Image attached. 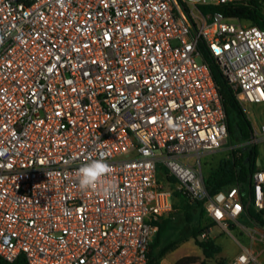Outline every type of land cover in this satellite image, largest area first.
Here are the masks:
<instances>
[{
  "label": "built area",
  "instance_id": "1",
  "mask_svg": "<svg viewBox=\"0 0 264 264\" xmlns=\"http://www.w3.org/2000/svg\"><path fill=\"white\" fill-rule=\"evenodd\" d=\"M243 1L0 0V261L148 264L175 192L230 231L244 197L206 187L229 129L199 43L243 106L264 103V28L200 6ZM92 160L108 172L81 190ZM252 184L264 210V169ZM259 229L226 264H264Z\"/></svg>",
  "mask_w": 264,
  "mask_h": 264
},
{
  "label": "trees",
  "instance_id": "2",
  "mask_svg": "<svg viewBox=\"0 0 264 264\" xmlns=\"http://www.w3.org/2000/svg\"><path fill=\"white\" fill-rule=\"evenodd\" d=\"M261 2L259 0H249L243 2H229L223 4H209L201 5L200 9L203 13L222 12L227 17L239 18L247 21L250 24H256L264 28V12L262 10ZM202 55L206 62L209 63L213 72L214 78L218 84L221 94L222 102L228 116L229 135L239 143H246L241 147L235 148L230 155L223 157L212 168L209 175L205 178L206 187L210 194L214 195L217 192L238 185L244 197V215L252 219L258 226L264 227V210H258L253 203L254 200V186L252 184V176L258 170V145L252 142L254 127L253 123L244 109L243 104L237 97L229 79L223 73L218 61L212 56L210 51L206 48L204 42L199 43ZM174 182V178L170 177ZM173 205L175 215L180 217L183 221L191 223L194 220L193 211L201 209V214L207 215L202 202H190L178 192L174 193ZM208 216V215H207ZM175 216L170 219L161 220L158 222L159 230L155 239L149 247V261L148 264H160L161 260L167 253L177 248L179 242L194 237L196 243L201 247L206 258H213L222 252V246L216 242L215 239L199 236L204 233V229L195 227L193 230L183 233L175 239L166 243L162 242V234L168 229V225L174 221ZM213 222L212 218L208 216ZM210 228V225L205 227ZM195 260L190 257L181 258L176 264H192ZM4 264H28L26 257L20 255L13 263ZM200 264H207L205 261Z\"/></svg>",
  "mask_w": 264,
  "mask_h": 264
},
{
  "label": "rangeland",
  "instance_id": "3",
  "mask_svg": "<svg viewBox=\"0 0 264 264\" xmlns=\"http://www.w3.org/2000/svg\"><path fill=\"white\" fill-rule=\"evenodd\" d=\"M261 6L264 12V2L261 4ZM245 23L250 24L247 21H245ZM244 109L247 111L253 125L260 126L262 123H264V103H244ZM244 144L246 143H239L229 135L228 140L222 149L207 155V157L202 160L205 178L220 159L230 155V153L235 148L241 147ZM258 144L261 146V143L258 142ZM159 177L160 179L164 180L165 185H168L169 181L167 182L164 175L161 174ZM255 224L256 223L250 221L248 218L240 216L236 221H234L233 225L230 226V231H226L218 223L209 219L207 215L201 214V209L199 208V210L194 212L193 222L187 223L181 220V222L178 223V228H180L179 231L174 229L173 231L167 233V235L164 236L165 238H161L162 242L166 243L199 226L200 228L204 229V233L201 235L213 238L218 244L222 245V252L213 258H206L201 247L196 243L195 238L190 237L187 240L179 242L177 248L167 254L165 264H175L173 262L174 260H180L184 257H190L195 260V262L192 264H200L203 261H205L207 264H226L233 256L238 253L240 243H248L249 238L244 234L246 227L248 230L250 228L259 229L255 226ZM207 225H210L209 229L205 228ZM243 225L246 227L243 228ZM255 242L257 248L264 245V241L262 240L257 239Z\"/></svg>",
  "mask_w": 264,
  "mask_h": 264
},
{
  "label": "clouds",
  "instance_id": "4",
  "mask_svg": "<svg viewBox=\"0 0 264 264\" xmlns=\"http://www.w3.org/2000/svg\"><path fill=\"white\" fill-rule=\"evenodd\" d=\"M108 172V165L103 160H92L85 163L78 170V181L81 190L94 188L97 181ZM110 185L105 186V191L110 189Z\"/></svg>",
  "mask_w": 264,
  "mask_h": 264
},
{
  "label": "crops",
  "instance_id": "5",
  "mask_svg": "<svg viewBox=\"0 0 264 264\" xmlns=\"http://www.w3.org/2000/svg\"><path fill=\"white\" fill-rule=\"evenodd\" d=\"M259 143H261V146L259 145V144H257L258 145V158H257V166H258V169H264V140H261ZM208 175H209V173H208ZM208 175H206V176H208ZM175 208H174V210H173V212H171V213H168V214H165L162 218H161V220H165V219H170L172 216H175V220L174 221H172L169 225H168V229L167 230H165L164 232H163V234H162V237L163 238H165L164 236L165 235H167V233H169V232H171V231H173L174 229H177L176 231H179V229L180 228H178V223H180L181 222V218L180 217H178V215L176 216L175 214ZM196 211V209L193 211V213ZM241 216H244V218H248L250 221H252V222H254L252 219H250L248 216H246V215H244V213L241 215ZM160 220V221H161ZM180 220V221H179ZM255 223V222H254ZM248 226V225H247ZM255 226L256 227H258V228H264V227H261V226H258L257 224H255ZM180 227V226H179ZM246 226L245 225H243V228H245ZM251 229H256V228H251ZM246 230V229H245ZM245 230H244V234L245 235H247L246 234V232H245ZM249 242V241H248ZM240 243V242H239ZM248 243H243V244H241L240 243V248H239V250H238V252H240L241 251V249H242V246H244V245H247ZM222 246V245H221ZM223 249V248H222ZM171 252V251H170ZM168 254V253H167ZM167 254L165 255V257H163V259L161 260V263L160 264H165V259H166V257H167ZM179 260V259H178ZM177 259L176 260H174L173 262L176 264V262L178 261Z\"/></svg>",
  "mask_w": 264,
  "mask_h": 264
},
{
  "label": "water",
  "instance_id": "6",
  "mask_svg": "<svg viewBox=\"0 0 264 264\" xmlns=\"http://www.w3.org/2000/svg\"><path fill=\"white\" fill-rule=\"evenodd\" d=\"M253 136H254V133H253ZM203 235H200L199 238L202 239Z\"/></svg>",
  "mask_w": 264,
  "mask_h": 264
}]
</instances>
